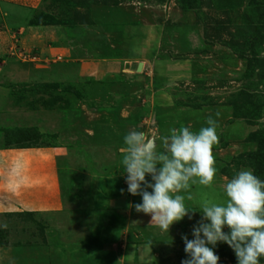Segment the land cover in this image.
Returning a JSON list of instances; mask_svg holds the SVG:
<instances>
[{
  "label": "rangeland",
  "instance_id": "1",
  "mask_svg": "<svg viewBox=\"0 0 264 264\" xmlns=\"http://www.w3.org/2000/svg\"><path fill=\"white\" fill-rule=\"evenodd\" d=\"M25 13L36 21L56 17L74 50L85 40L100 52L109 46L100 58L121 69L96 80L66 60L52 62L48 71L30 73L31 83L6 88L15 117L0 129L2 147H53L61 126L69 139L74 128L78 139H70L75 173L67 163L62 169L69 208L0 214V264H182L189 258L185 243L171 230L132 229L125 208L98 211L83 204L100 176H121L127 202L142 203L141 195L127 191L120 151L125 135L162 136L181 126L198 133L209 116L218 123L217 175L210 188L192 185L180 193L192 217H184L182 229L202 220L204 199H226L223 185L238 171L251 169L264 181V0H44L43 9ZM157 62L172 69L154 73ZM140 63L149 70L139 73ZM29 113L28 125L21 118ZM39 119L47 130L33 125ZM157 146L163 150L159 140ZM146 180L154 183L150 175ZM213 251L218 264H238L226 243ZM147 252L150 260L143 259Z\"/></svg>",
  "mask_w": 264,
  "mask_h": 264
},
{
  "label": "crops",
  "instance_id": "2",
  "mask_svg": "<svg viewBox=\"0 0 264 264\" xmlns=\"http://www.w3.org/2000/svg\"><path fill=\"white\" fill-rule=\"evenodd\" d=\"M43 7L44 0H0V129L7 128V119L15 117L11 114V97L6 88L31 83L30 75L33 74L30 73L48 71L52 62L66 60L78 67L79 75L96 80H105L121 69L119 62L100 58L110 51L109 46L100 52L90 47L93 43L85 40L84 43H88V46L82 44L83 46L74 50L63 27L30 25L31 16L25 12L41 10ZM14 50L34 59L21 60L20 56L14 54ZM158 68L159 71L169 72L172 66L157 62L153 72L158 73ZM143 70H149L146 63ZM30 115L29 113L21 118L28 125L33 120ZM33 125L47 130L45 120L41 123L39 119ZM58 132L60 141L53 147L4 148L0 145V214L61 213L69 208V203L63 196L60 161L68 160L73 167L74 142L70 139H78V135L71 128L69 139L68 134L67 137L62 134V126ZM86 156L97 164L98 157L95 153L88 152ZM94 187L90 200L83 204L87 209L102 211L125 208L128 227L159 229L150 224V215L138 213L134 202H127L121 176H100ZM184 219L170 226L169 230L173 232L175 240H183V236H187L189 240L194 238L193 228L182 229ZM146 254L143 259L150 260L148 252Z\"/></svg>",
  "mask_w": 264,
  "mask_h": 264
},
{
  "label": "clouds",
  "instance_id": "3",
  "mask_svg": "<svg viewBox=\"0 0 264 264\" xmlns=\"http://www.w3.org/2000/svg\"><path fill=\"white\" fill-rule=\"evenodd\" d=\"M206 124L198 133L181 126L169 129L168 135L148 136L132 130L124 137L126 146L120 151L127 173V191L142 196V203L135 204V210L150 215V224L161 231L168 232L173 223L189 216L191 210L181 192L192 185L210 188L215 182L213 146L219 141L218 123L209 116ZM157 140L162 151L157 150ZM147 175L154 183L146 180ZM223 192V202L204 199L200 203L202 220L193 228L194 239L182 237L189 257L182 264H218L220 258L213 251L218 242L234 251L238 264H260L264 257V181L251 169H242L226 179ZM225 227L230 230L228 233L223 231Z\"/></svg>",
  "mask_w": 264,
  "mask_h": 264
},
{
  "label": "trees",
  "instance_id": "4",
  "mask_svg": "<svg viewBox=\"0 0 264 264\" xmlns=\"http://www.w3.org/2000/svg\"><path fill=\"white\" fill-rule=\"evenodd\" d=\"M57 18L54 17L53 15H47L43 21H36V20H30V25L32 26H58L57 25ZM24 148H33V147H24ZM67 163L69 165V170L75 173V169L71 167L70 163L68 160H61L60 161V176H61V181H62V189H63V196L67 200L65 191H64V184H63V165Z\"/></svg>",
  "mask_w": 264,
  "mask_h": 264
},
{
  "label": "built area",
  "instance_id": "5",
  "mask_svg": "<svg viewBox=\"0 0 264 264\" xmlns=\"http://www.w3.org/2000/svg\"><path fill=\"white\" fill-rule=\"evenodd\" d=\"M14 54L15 55H18V56H20L21 57V59H28L29 57L28 56H26L25 54H23V53H18L16 50H14ZM31 59V58H30Z\"/></svg>",
  "mask_w": 264,
  "mask_h": 264
},
{
  "label": "water",
  "instance_id": "6",
  "mask_svg": "<svg viewBox=\"0 0 264 264\" xmlns=\"http://www.w3.org/2000/svg\"><path fill=\"white\" fill-rule=\"evenodd\" d=\"M143 69H144V64L143 63H140L139 66H138V72L139 73H142L143 72Z\"/></svg>",
  "mask_w": 264,
  "mask_h": 264
}]
</instances>
